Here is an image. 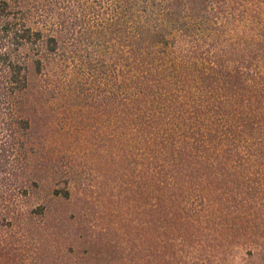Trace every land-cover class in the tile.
<instances>
[{
    "label": "trees",
    "instance_id": "1",
    "mask_svg": "<svg viewBox=\"0 0 264 264\" xmlns=\"http://www.w3.org/2000/svg\"><path fill=\"white\" fill-rule=\"evenodd\" d=\"M60 16L66 44L111 69L104 103L144 166L151 237L264 238V0H0V226L37 213L24 207L36 185L30 68L56 52Z\"/></svg>",
    "mask_w": 264,
    "mask_h": 264
},
{
    "label": "rangeland",
    "instance_id": "2",
    "mask_svg": "<svg viewBox=\"0 0 264 264\" xmlns=\"http://www.w3.org/2000/svg\"><path fill=\"white\" fill-rule=\"evenodd\" d=\"M61 20L56 52L41 72L30 68L36 185L24 207L37 213L18 228L0 226V264H264L260 236L184 241L167 227L160 241L151 237L159 221L144 166L118 143L112 104L104 103L111 69L103 74L95 48L66 44ZM63 189L69 198L55 195Z\"/></svg>",
    "mask_w": 264,
    "mask_h": 264
}]
</instances>
